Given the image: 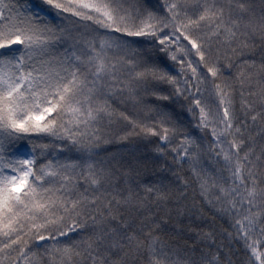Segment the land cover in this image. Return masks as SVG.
I'll use <instances>...</instances> for the list:
<instances>
[{
	"label": "snow or ice",
	"instance_id": "snow-or-ice-1",
	"mask_svg": "<svg viewBox=\"0 0 264 264\" xmlns=\"http://www.w3.org/2000/svg\"><path fill=\"white\" fill-rule=\"evenodd\" d=\"M0 264H264V0H0Z\"/></svg>",
	"mask_w": 264,
	"mask_h": 264
}]
</instances>
